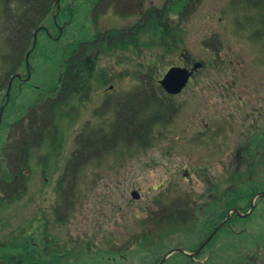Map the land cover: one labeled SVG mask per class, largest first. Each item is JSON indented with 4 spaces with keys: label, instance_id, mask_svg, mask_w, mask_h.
<instances>
[{
    "label": "rangeland",
    "instance_id": "obj_1",
    "mask_svg": "<svg viewBox=\"0 0 264 264\" xmlns=\"http://www.w3.org/2000/svg\"><path fill=\"white\" fill-rule=\"evenodd\" d=\"M1 1L0 27L6 13ZM163 3L155 1L159 8ZM170 6L174 12L180 7L178 2ZM251 17L255 14L242 11L235 0L189 1L180 46L203 62L205 68L182 95L173 98L177 109L171 121L165 127L157 124L151 130V143L147 146L131 142L106 149L102 155L89 158L85 165L82 159L78 162L79 175L73 179L62 177L76 136V132L66 128L58 162L56 153L46 156L48 160L41 154L34 158L28 163L31 170L24 175L26 190L20 191L21 194L18 191L14 199L9 194L6 198L9 202L0 205V219L11 226L0 229V237L7 236L11 229L18 234L24 228L32 231L27 239L26 257L28 252L34 256L39 251V262L45 264H262L264 197L258 201L256 198L255 210L248 218L236 219L230 226L233 235L228 236V230L222 229L213 244L197 254V258L191 260L175 252L161 261L170 249L197 248L207 229L217 224V213L226 207L227 194L223 191L230 187L264 191V147H256L263 156L258 155L251 166L247 162L240 165L237 153L234 154L243 143L251 112L264 107V35L257 38L260 33L251 29L254 23ZM174 22L176 25L178 20ZM43 38L38 35L31 59L32 76L40 83L53 75L50 49L58 44ZM3 40L0 32V63L6 57ZM46 44H50L49 49ZM153 53L159 70L174 61L173 51L160 61L162 50L155 48ZM5 65L11 74L9 56ZM18 71L23 74V67ZM118 84L124 92L132 91L135 85L125 72ZM4 93L5 90L0 92L3 108ZM28 93L25 91L18 97L13 110L19 111ZM7 112L8 107L1 115L0 148L5 140L2 126ZM66 122L65 118H59L60 129L67 127ZM39 159L44 162L45 171L39 167ZM204 167L214 177L213 190L217 188L214 182H219L221 191L214 209L208 211L205 194L207 189L211 190L212 182L200 175ZM248 167H252L251 171ZM131 191H136L137 199L131 197ZM175 198L179 200L172 202L173 207L183 212L189 205L196 206V210L205 205L200 211L202 219L211 217L212 221L198 222L193 230L161 238L149 236L155 229L151 224L153 212L161 206L169 207V200ZM243 204L242 199L237 202V206ZM40 210H43L41 217ZM39 218H43V227L36 222ZM19 243V238L13 240L11 251H19Z\"/></svg>",
    "mask_w": 264,
    "mask_h": 264
},
{
    "label": "flooded vegetation",
    "instance_id": "obj_2",
    "mask_svg": "<svg viewBox=\"0 0 264 264\" xmlns=\"http://www.w3.org/2000/svg\"><path fill=\"white\" fill-rule=\"evenodd\" d=\"M155 1H1L6 12L5 26L0 27L1 33L7 35L13 31L31 35V46L34 35H42L48 42L58 44L52 45L50 49L54 59L51 65L53 75L45 82L40 83L32 76L30 63L28 68L26 66L25 56L28 54L29 60L31 47L24 50L22 59L10 60L12 69L5 89L6 92L10 86L5 105L8 107L4 134L7 173H0V177L6 178L5 183L0 182V200L3 194L9 197V194L26 190L23 186L24 175L26 172L28 175L31 170L28 163L40 154L46 158L56 153L55 161L58 162L59 150L64 147L63 134L68 127L76 132L72 140V146L73 143L75 146L65 162L62 177L73 179L79 175L78 162L82 159L85 165L94 155L99 153L100 156L106 149L131 142L147 146L151 143V130L157 124L165 127L164 124L171 121L177 109L173 98L184 93L196 75L205 68V64L194 59L180 46L186 26L187 4L191 0H162L164 3L160 8ZM177 2L180 7L174 12L170 5ZM16 4L22 9L20 19L16 15ZM174 20H178L176 25ZM46 45L49 49L50 44ZM155 48L163 52L162 56H158V61L165 59L171 51L174 52V61L163 71L159 70L156 63L153 53ZM18 64L24 66L23 74L15 72ZM171 67L182 68L188 73L185 85L176 94L167 92L160 83ZM124 72L133 79L135 85L132 91L120 89L118 83L124 78ZM25 91L29 92V97L22 102L17 112L13 108ZM65 112L66 115L63 114ZM251 113L243 143L239 146V152L235 150L234 154H238L239 161L254 163L263 156L261 149L256 147H264V107L261 105ZM60 117L65 118L67 127L60 129L57 123ZM93 120L95 123H92ZM93 144L98 146L95 150H91ZM39 149L41 151L37 154ZM44 166V162L40 161L42 171H45ZM192 169L199 171L194 167ZM199 173L203 179L212 182L211 190L207 189L205 194V211H208L210 203L214 209L219 200V182H214L217 188L213 190V175L207 172L206 167ZM44 180L47 181V178ZM209 191H214L211 192L214 194ZM205 205H200V210ZM187 207L184 212L189 211L190 205ZM42 212L40 210L41 216ZM6 222L0 219V229L11 228ZM37 223L43 227L44 221L40 218ZM7 233V236L0 237V264H26L30 232L24 228L19 234L15 229ZM17 238L20 242L19 251L13 252L10 246Z\"/></svg>",
    "mask_w": 264,
    "mask_h": 264
},
{
    "label": "trees",
    "instance_id": "obj_3",
    "mask_svg": "<svg viewBox=\"0 0 264 264\" xmlns=\"http://www.w3.org/2000/svg\"><path fill=\"white\" fill-rule=\"evenodd\" d=\"M235 4L241 7L242 11L255 14L254 18L253 17L250 18L254 20V23L252 24L251 29L252 28L257 29L260 33L258 34L259 36L257 38H262V36L264 35V0H235ZM21 14L20 13L17 14V17L19 19L21 18ZM257 26L261 27L260 30ZM30 38H31V35L24 34L23 32L15 33L12 31L10 34L5 35L3 44L5 46L6 57L9 56V54H11L13 59L20 58L24 50L29 46ZM6 57H4V60L2 61V63H0V91L5 88L7 81H8V77L10 75L9 74L10 72L7 71L8 69L6 68V65H5ZM4 147L5 146L3 143L0 148V173L2 174L7 173V169L5 167V159H4V155H5ZM96 147L98 146L93 144L91 147V150H95ZM82 148L80 150H82ZM239 162H240V165L241 163H244L242 161H239ZM20 172L21 171H19V173ZM5 180H6L5 176L0 177L1 183H5L6 182ZM223 192L227 194L226 202L224 203L226 207L223 210L219 211L218 217L216 218V223H219L221 220H223V218L226 216L227 211L231 207H237L242 213H245L250 207L251 198L257 191L256 189H250L249 191H247L246 188L241 189V188L235 187L232 189V187H230L226 191H223ZM2 196H3L2 199H5L8 197V195H4V194ZM263 197L264 195L258 197L257 200ZM241 199L242 201H244V204L237 206V202L240 201ZM174 204L175 203H171L172 206L169 205V207L161 206V208H159L157 212H153V215H155V217H152L153 219L151 221L152 222L151 224L155 228L152 231L154 236L161 238L162 235H169V234L180 232V231H188L191 229L190 225L192 223H196L195 221L197 220L198 221L204 220V222L212 221L211 217L209 219H202L203 216L200 213V210L198 211V215H196V217L194 216V213L190 211L181 213L178 209H176L177 207H173ZM211 206H212V203H210L209 209H212ZM192 211H195V210H192ZM193 219L195 221H193ZM236 219H241V218L238 217L237 215L231 216V222L235 221ZM192 225L196 226L197 224H192ZM40 257L41 255L39 251L34 256L30 252H28V255L25 259L26 264H45L44 261L39 262L41 259ZM251 264H256V263L252 262ZM262 264H264V262Z\"/></svg>",
    "mask_w": 264,
    "mask_h": 264
},
{
    "label": "water",
    "instance_id": "obj_4",
    "mask_svg": "<svg viewBox=\"0 0 264 264\" xmlns=\"http://www.w3.org/2000/svg\"><path fill=\"white\" fill-rule=\"evenodd\" d=\"M26 61H27V58H26ZM187 78H188V73L186 72V70H184L182 68H178V67H172L166 72V74L164 75L163 79L160 80V83L162 84V86L165 88V90L167 92L175 94V93L180 92V90L185 85V83L187 81ZM0 118H1V114H0ZM261 194H264V192H261V193H259L257 195H261ZM131 197L134 198V199H136L138 197V194L136 193V191H132L131 192ZM252 208H253V204H252V206L250 208V211L252 210ZM233 211L237 215H241L237 209H233ZM243 216H245V215H243ZM228 217H229V215L227 216V219H228ZM201 247H202V245H200L198 247V249L196 250L195 253H197L201 249ZM173 251L174 250L169 251L165 255L164 258H166Z\"/></svg>",
    "mask_w": 264,
    "mask_h": 264
}]
</instances>
